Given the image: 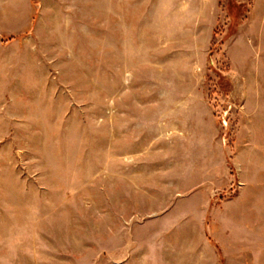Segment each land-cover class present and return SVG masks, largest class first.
<instances>
[{
	"label": "rangeland",
	"instance_id": "obj_1",
	"mask_svg": "<svg viewBox=\"0 0 264 264\" xmlns=\"http://www.w3.org/2000/svg\"><path fill=\"white\" fill-rule=\"evenodd\" d=\"M0 264H264V0H0Z\"/></svg>",
	"mask_w": 264,
	"mask_h": 264
}]
</instances>
